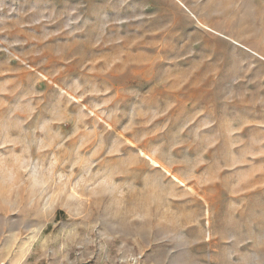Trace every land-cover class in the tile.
I'll list each match as a JSON object with an SVG mask.
<instances>
[{
	"label": "rangeland",
	"instance_id": "374dc122",
	"mask_svg": "<svg viewBox=\"0 0 264 264\" xmlns=\"http://www.w3.org/2000/svg\"><path fill=\"white\" fill-rule=\"evenodd\" d=\"M0 264H264V0H0Z\"/></svg>",
	"mask_w": 264,
	"mask_h": 264
}]
</instances>
